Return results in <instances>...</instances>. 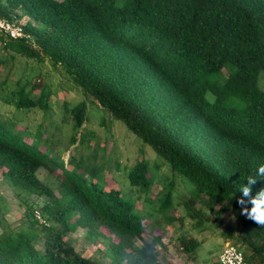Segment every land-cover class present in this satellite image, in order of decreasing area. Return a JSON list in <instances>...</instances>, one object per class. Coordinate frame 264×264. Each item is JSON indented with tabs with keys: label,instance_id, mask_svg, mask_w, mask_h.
Masks as SVG:
<instances>
[{
	"label": "trees",
	"instance_id": "trees-1",
	"mask_svg": "<svg viewBox=\"0 0 264 264\" xmlns=\"http://www.w3.org/2000/svg\"><path fill=\"white\" fill-rule=\"evenodd\" d=\"M0 16L9 22L25 17L29 35L0 46V68L15 57L25 61L4 103L38 111L40 121L68 112L74 132L67 145H81L75 132L85 119L84 101L65 99L55 113L50 83L38 68L30 77L47 63L62 78L57 89L67 83L91 97L154 152L156 167L178 178L194 226H201L203 209L215 227L222 225L242 197L240 187L264 164V0H0ZM27 129L0 119V180L24 209L16 231L0 211V264H99L66 240L77 229L88 244L102 246L108 264H160L161 237L144 239L148 221L134 205L117 189L88 181L75 163L81 154L63 163L62 153L35 143ZM147 164L127 173L144 195L156 180ZM40 169L53 176L54 187L38 179ZM173 186L170 181L151 198L149 212L169 224ZM261 189L264 178L252 185L251 196ZM30 196L40 198V207ZM222 234L247 264H264V227L246 218L236 232ZM179 246L190 253L199 242L181 237Z\"/></svg>",
	"mask_w": 264,
	"mask_h": 264
},
{
	"label": "rangeland",
	"instance_id": "rangeland-1",
	"mask_svg": "<svg viewBox=\"0 0 264 264\" xmlns=\"http://www.w3.org/2000/svg\"><path fill=\"white\" fill-rule=\"evenodd\" d=\"M123 1L115 0V4H121ZM25 21L26 18L22 17L18 22L24 24ZM4 56V53L0 54V58ZM24 62L23 59L15 57L12 62H8L0 68V119H5L8 122L15 121L16 128L21 130L28 128V131L35 133L33 136L35 143L47 151L62 153L63 163H66L69 157L81 154L76 158V161L80 163L76 161L75 163L80 165V171L87 180L95 181L98 186L117 189L122 198L134 205V211L139 212L138 215L144 221H148L150 233L144 235L145 240H150L151 236L161 237L162 246L157 245L156 247L160 264H216L219 249L224 243H229L222 233L224 230L236 232V229L246 219L240 213V206L237 205L235 209H229L222 217V225L219 227H215L212 216L203 209L205 217L199 218L202 222L201 226H194L197 218L190 219L181 203L185 199L178 178L173 176L166 166L156 167L154 165L157 160L154 152L132 135L121 122L113 120L91 97L79 95L75 88H71L67 83H63L62 89H57V84L61 82L62 78L51 70L47 63L37 65L32 71H29L30 77H33L36 70L39 69L38 72L43 81L50 83L52 90L55 91L49 101L53 112H60L65 99H70L72 104L79 101L85 103V119L82 120L81 126L75 132V137L81 141V145L74 144V146L68 147L67 138L74 132L73 121L68 112L62 119L52 116L40 121V112L23 113V111H16L14 107L3 102L4 94L13 89L14 81L20 74L19 71L25 67ZM30 65L34 66L32 63L27 64L28 67ZM260 86L264 89V80L260 81ZM39 121L40 124L37 126ZM144 161L148 162L147 166L151 168L152 176L156 178L147 195L141 194L138 187L131 186L127 180L130 168L135 164H142ZM37 177L49 187L56 185L53 176L43 169L38 170ZM180 180L188 189L191 188L189 182L181 178ZM170 181L174 182L170 214L175 217L171 224L161 216L149 215L152 205L151 198L157 196L160 189ZM29 202L33 203L35 207H40L41 204L40 198L36 199L34 196L29 197ZM0 211L3 212V219L9 229L16 231L22 227L24 209L1 180ZM181 237L197 241L199 246L194 251L185 253L179 246ZM65 238L83 257L96 260L99 264H108V259L102 256V246L88 244L80 229L66 234ZM39 246L40 243H37L36 248Z\"/></svg>",
	"mask_w": 264,
	"mask_h": 264
},
{
	"label": "built area",
	"instance_id": "built-area-1",
	"mask_svg": "<svg viewBox=\"0 0 264 264\" xmlns=\"http://www.w3.org/2000/svg\"><path fill=\"white\" fill-rule=\"evenodd\" d=\"M0 46H4L7 40L28 39L29 35L24 31V24L20 22H9L0 16ZM38 223L44 224L39 212H33ZM216 261L218 264H247L242 253L230 243H224L219 249Z\"/></svg>",
	"mask_w": 264,
	"mask_h": 264
},
{
	"label": "clouds",
	"instance_id": "clouds-1",
	"mask_svg": "<svg viewBox=\"0 0 264 264\" xmlns=\"http://www.w3.org/2000/svg\"><path fill=\"white\" fill-rule=\"evenodd\" d=\"M260 178H264V164L258 166L255 176L250 175L247 178V185L240 187L239 191L242 193V197L237 198L236 202L240 206L241 215L255 222V224L264 227V189L259 190L255 196H251L252 185ZM244 197L249 199L246 200ZM249 203L251 204L250 208L247 207Z\"/></svg>",
	"mask_w": 264,
	"mask_h": 264
}]
</instances>
